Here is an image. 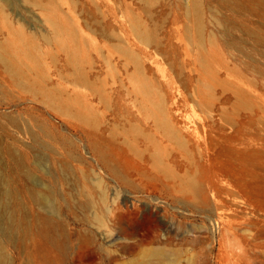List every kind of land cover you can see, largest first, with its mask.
Returning a JSON list of instances; mask_svg holds the SVG:
<instances>
[{
    "label": "rangeland",
    "instance_id": "1",
    "mask_svg": "<svg viewBox=\"0 0 264 264\" xmlns=\"http://www.w3.org/2000/svg\"><path fill=\"white\" fill-rule=\"evenodd\" d=\"M198 1L196 16L193 0L64 5L76 9L75 21L68 13L65 20L83 41L87 86L61 47L67 35L57 36L33 8L6 7L24 33L35 32L28 34L48 90L76 98L41 103L0 75V112L41 120L62 142L59 151L28 154L30 165L47 156L41 167L55 163L60 178L50 232L59 246L50 255L61 264H264V64L230 47L255 45L264 56V0H240L234 12L224 0ZM22 149L0 129V218L16 224L5 264H24L27 221L35 233L36 219L48 215L25 197L34 184L9 154ZM64 158L76 172L69 179ZM5 185L16 192L8 201Z\"/></svg>",
    "mask_w": 264,
    "mask_h": 264
},
{
    "label": "bare ground",
    "instance_id": "2",
    "mask_svg": "<svg viewBox=\"0 0 264 264\" xmlns=\"http://www.w3.org/2000/svg\"><path fill=\"white\" fill-rule=\"evenodd\" d=\"M224 1L229 4L231 11L233 12L238 10L240 11L241 9L240 0H224ZM70 2L71 0H0V71H1L0 75L4 73L3 76L6 75L9 79L12 80V82L17 84L16 86L21 87V89L24 88V90L25 89H29L28 91L31 90L32 94L33 93L35 94V97L39 95L40 96L39 99L38 97L35 98L38 99L39 102L41 101V103L43 102L51 103V105L53 103L56 104L55 106L58 105V107H61L60 105H63L64 103H68V102L70 103L71 101H66V100H68L69 98L72 99L73 97L71 98L69 96L65 100V98L62 99L63 98L62 95L57 96L55 92L54 93L56 95L54 93H51L52 91L48 90V86L50 85L47 86L46 77L48 76H45L44 74V69L42 65L43 61L41 59V55L37 53L38 51H36L35 45L32 43V39L30 38L29 35L35 32L27 31L24 33L25 28L23 29L22 27L23 24L17 22H15L17 23L15 24L14 22H12L13 20L11 21L9 19L10 13L6 12V7L33 8L39 11L38 13L39 18L43 17V20L44 21L46 20L48 24L51 25V27H53L52 29L57 33L56 34L57 36L67 35L68 42L62 41V44L60 43L61 47L63 46L64 51L66 52L65 55H67L66 58H68V61L71 63L69 65H71L70 66L71 68L72 67L74 68L72 69L76 72L79 80L75 78L74 79L77 80V82L80 81L81 84L87 86V83L89 81H86L87 76L85 77L86 74L84 75L85 71L82 70L83 66L81 67L80 66L81 64H79V60H80L79 55L81 53V51L79 53V50H80V46L83 44V41L77 32L76 23H74L73 20L70 21L68 19L69 22L65 20L67 19L65 17L67 13L71 14L72 16L76 11V9L74 8V11L72 13L71 9L73 8H69L71 12L69 13L67 10L68 8H63L64 5H67ZM72 4L74 5V3ZM198 5H199V1L193 0V7L191 9L193 16H196L198 13ZM57 9L59 10L58 13H56ZM63 9L65 11L67 10L66 13L64 12L65 14H63ZM71 16L70 18L74 19L73 16L72 17ZM67 17L69 16L67 15ZM15 21H16V17H15ZM133 25L136 26L137 28L136 30H138L140 35L142 34V37L143 35L148 34L147 32H145L146 31L145 29L141 28L142 26L140 27L139 21L138 22L135 21ZM26 34L29 36H27ZM31 37L34 38V35L32 34ZM148 37L145 36V38ZM230 47L234 49L236 52H238L241 56L248 59L249 61L253 63L258 62V64L260 63L264 64V56L263 57L261 56L259 50L255 45L244 46L232 40L230 42ZM59 49L63 50L62 48ZM119 49H121L120 51L125 55H128L130 58H134L133 55L129 53L125 48H119ZM82 61L83 60L81 59V62ZM51 87L53 86H50L49 89ZM140 89L144 93L149 92L148 91L149 88L145 84H142L140 86ZM72 100H76V98ZM77 115H79V117L80 116L84 117L81 111ZM0 129L14 135L15 137H17L22 141L23 149L9 150V154L13 158L14 161L13 164L17 167V169L18 167L20 168L23 167L24 177H26L27 180H29L31 183L34 184L33 187H29L28 189H26V194H25L26 199L28 200V202L40 205L48 210L47 211L48 215H42V216L40 215L36 219L35 233L32 230V225H30V223L28 224V222L31 221L30 220L27 221V226L24 231L25 238L27 241L21 247V253L24 258V264H61L60 260L50 255L51 251L55 249L57 246H59V239L54 237V235L52 236L50 232L51 229L57 225V223H55L54 217L56 216L59 210L57 208V203L55 201L56 198L54 197L55 198L54 200L53 196H55L54 195L55 193H57L56 196L60 195L58 192L52 190L53 182L56 183L59 182L60 178L56 172L55 163L50 164L45 169H43L41 165L43 164V162L49 161L48 157L45 156L46 155L45 152L47 151L54 152L56 151V149L57 151H59L63 147L62 142L49 129L46 123L36 118H26L22 116H16V115L0 112ZM30 149L31 150L37 149V151L40 150V152H44L43 154L45 155L44 156H42L43 154L39 156L37 155L38 159H36V162L30 165L29 155H28L30 154L29 153ZM61 162H62L61 166L63 171L62 173L64 175V178L69 179L70 177L75 176L76 174L74 170L75 168L73 169L67 158L62 159ZM194 186H195L194 188L195 191H198L200 189V185H198L197 183H194ZM14 196H16V192L12 189V186L10 188L8 185H5L2 190V197L6 199V201H8L10 198ZM6 206H8V204ZM11 214L12 213L10 212L9 209L7 213L9 218ZM1 218H0V227L3 228V232L6 236V240H4V242L0 241V264H5L6 246L4 245L10 242L13 243L14 235L12 236L9 230H14L13 228L16 227V224L15 221H13V217H12V220L8 218L10 220L7 221L10 222L9 226L7 223V227L4 225L3 227ZM59 249L61 250V248Z\"/></svg>",
    "mask_w": 264,
    "mask_h": 264
}]
</instances>
